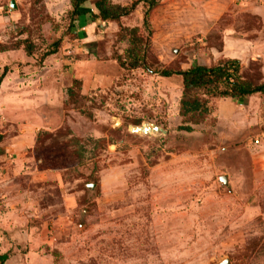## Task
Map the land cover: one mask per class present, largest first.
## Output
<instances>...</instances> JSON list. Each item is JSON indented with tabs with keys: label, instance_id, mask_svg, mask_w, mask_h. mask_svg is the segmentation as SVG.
I'll return each mask as SVG.
<instances>
[{
	"label": "rangeland",
	"instance_id": "obj_1",
	"mask_svg": "<svg viewBox=\"0 0 264 264\" xmlns=\"http://www.w3.org/2000/svg\"><path fill=\"white\" fill-rule=\"evenodd\" d=\"M12 1L0 0V43L28 40L34 53H0L5 264H264V172H254L264 94L211 98L203 122L184 123L182 77L121 67L129 44L117 23L70 31L69 0ZM159 1L148 63L173 71L217 65L223 27L241 35L254 25L248 8L264 6ZM122 23L147 36L141 8ZM58 40V53L44 57ZM241 66L264 82L260 62ZM138 123L166 133H134Z\"/></svg>",
	"mask_w": 264,
	"mask_h": 264
},
{
	"label": "trees",
	"instance_id": "obj_2",
	"mask_svg": "<svg viewBox=\"0 0 264 264\" xmlns=\"http://www.w3.org/2000/svg\"><path fill=\"white\" fill-rule=\"evenodd\" d=\"M159 0H132L126 4L114 3L112 0H69L70 20L69 30L83 28V24L90 25L98 20L103 22H115L119 26V40L126 41L129 47L126 50L128 60L117 58L121 67L134 70L142 67L149 73H158L164 77L173 75L183 79V92L180 100V116L184 123L199 124L211 114V98H230L237 103H244L248 98L256 94H264V82L256 84L245 78L242 73L241 61L237 59H223L217 65L208 67L194 65L186 70H169L166 68L152 69L148 63L151 55V38L153 29L151 14L159 6ZM143 12V27L147 36L141 35L139 26L126 27L122 21L134 14L138 9ZM61 40L53 44V48L44 54L49 57L58 53ZM24 48L27 56L34 53V44L28 40L15 44L0 43V53ZM7 70L0 76V87L3 83ZM73 97L75 92L69 90ZM140 126V123L135 124ZM181 130L193 131L192 126H181ZM39 140V138H38ZM3 137L0 135V145ZM1 148V146H0ZM9 259L7 253L0 254V264H5Z\"/></svg>",
	"mask_w": 264,
	"mask_h": 264
},
{
	"label": "crops",
	"instance_id": "obj_3",
	"mask_svg": "<svg viewBox=\"0 0 264 264\" xmlns=\"http://www.w3.org/2000/svg\"><path fill=\"white\" fill-rule=\"evenodd\" d=\"M232 1L240 2L237 0ZM248 9L253 11V14L249 15L253 17L254 25L243 31L241 34L243 36L232 27L224 26L221 49L215 52L221 58L237 59L242 63L245 61L260 62L264 71V6H250ZM91 26L87 25V28ZM252 145L250 144V146ZM254 158H259L258 163L254 166L255 175L258 176L264 172V160L261 161L264 158V153L260 152Z\"/></svg>",
	"mask_w": 264,
	"mask_h": 264
},
{
	"label": "water",
	"instance_id": "obj_4",
	"mask_svg": "<svg viewBox=\"0 0 264 264\" xmlns=\"http://www.w3.org/2000/svg\"><path fill=\"white\" fill-rule=\"evenodd\" d=\"M10 6H11V8H16V3H15L14 0L11 2ZM145 125H148L149 127H147V126L145 127ZM131 130L134 133H138V134H141V132H143V134H150L151 132H153V133H155V132H157V133L165 132L166 133V131L163 128H161V127H159L157 125L146 124V123L144 125H142V126H132ZM220 180L222 181V183L224 185L229 186V181H228V177L227 176H222L220 178ZM89 186L93 187L94 185H89ZM221 264H230V261L229 260H225V261L221 262Z\"/></svg>",
	"mask_w": 264,
	"mask_h": 264
},
{
	"label": "built area",
	"instance_id": "obj_5",
	"mask_svg": "<svg viewBox=\"0 0 264 264\" xmlns=\"http://www.w3.org/2000/svg\"><path fill=\"white\" fill-rule=\"evenodd\" d=\"M253 1L255 3L264 5V0H253ZM259 144H260V140L259 139H255L254 142H253V145L256 146V145H259Z\"/></svg>",
	"mask_w": 264,
	"mask_h": 264
},
{
	"label": "bare ground",
	"instance_id": "obj_6",
	"mask_svg": "<svg viewBox=\"0 0 264 264\" xmlns=\"http://www.w3.org/2000/svg\"><path fill=\"white\" fill-rule=\"evenodd\" d=\"M146 126L149 127L148 125H145V127H146ZM151 133H153V132H151ZM151 133H150V134H151Z\"/></svg>",
	"mask_w": 264,
	"mask_h": 264
}]
</instances>
